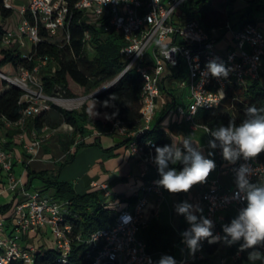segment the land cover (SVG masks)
<instances>
[{
    "label": "built area",
    "instance_id": "1",
    "mask_svg": "<svg viewBox=\"0 0 264 264\" xmlns=\"http://www.w3.org/2000/svg\"><path fill=\"white\" fill-rule=\"evenodd\" d=\"M188 1L0 0V7L9 10L8 17L14 16L16 20L14 26L3 27L1 46L15 49L22 56L31 54L30 58L34 60L33 67L22 68L14 76L0 73L8 84H14L23 90L20 103L24 104V108L20 118L11 121L2 117L5 125L24 126L29 117L49 111L51 102L68 109H78V105L73 103L74 99L66 96L61 87L52 96L45 94L43 77L50 70H56L57 60L54 56L34 55V49L43 40H49L57 46L70 43V24L75 11L81 12L87 23L103 26L106 30L120 33L124 38L120 50L123 68L104 87L114 84L130 69H135L144 81L141 93L142 126L138 130L131 129L121 120L116 121L113 126V133L125 138H139L146 130L153 128L162 103L163 87L178 89L184 93L187 103L176 105V111L185 120L193 122L199 110L220 108L227 98L228 90L247 87L261 79L264 75V29L258 23L238 27L228 21L224 27H214L208 32L197 17L183 19V9ZM225 37L229 38V42L223 52L217 43ZM84 40L90 53H94L92 35L88 30L84 32ZM213 59L223 62L228 68L227 78L217 79L210 74L207 77L201 76L207 62ZM181 60L184 62L186 75L178 78L176 74L179 73ZM43 68L48 71L43 72ZM84 101H79V104L82 105ZM70 128L73 129L72 126ZM21 137L23 139V134ZM135 138L128 144L130 151L141 155L145 165L154 166L156 175L141 187V194L137 193L136 202L117 199L112 204L116 210L112 224L93 232L87 240L89 243L101 242L98 250L90 255L91 264L153 262L146 241L140 233L149 225L147 207L150 197L157 195L160 203L164 196V188L156 183L160 176L157 165L153 162V146L161 145L152 140L138 141ZM39 143L38 139L34 145L28 144L26 147L33 152L35 144ZM215 150L221 153L219 148ZM241 164H247L253 170L250 182L264 179V162L258 156L247 161L241 157L235 164L227 162L225 167L235 175V169ZM14 166L12 152L0 144V171L6 173L9 182L5 189L16 194V202L9 216H0V264H35L36 255L48 248L59 253L60 262H67L74 238L82 240L81 234H72L70 201L39 189L26 188L23 184L20 186L21 179L16 176ZM100 186L102 189L108 188L106 184ZM236 192L237 186L223 190L216 181H212L204 191L205 217L214 223V236L223 237V225L231 222L222 215L223 211L234 209L236 217L245 206V202L234 198ZM108 195H111L110 190H107ZM189 227L186 226L183 232ZM49 232L52 234V243L48 241L38 246L28 243L25 238L37 237L40 233L47 235ZM210 244L213 243H209L207 239L202 240L199 248L191 256L184 255L178 264H192L204 259ZM240 244L235 248L234 244L229 245V249L234 248L230 255L237 261H241L246 251L239 250ZM184 246L188 249L185 243ZM258 250L264 252V247Z\"/></svg>",
    "mask_w": 264,
    "mask_h": 264
},
{
    "label": "trees",
    "instance_id": "2",
    "mask_svg": "<svg viewBox=\"0 0 264 264\" xmlns=\"http://www.w3.org/2000/svg\"><path fill=\"white\" fill-rule=\"evenodd\" d=\"M238 0H222L223 11L208 8L204 9L206 0H189L183 9V19L188 20L197 17L205 30L210 32L214 27H224L230 21L235 26L243 27L247 24H256L261 14H264V0H246L243 7L237 8ZM10 15V11L0 7V16L5 20ZM71 40L69 44L57 46L49 40H43L34 49L35 57L54 56L57 60L56 70H50L43 77L45 94L54 95L58 87L65 90L67 96H78L92 94L88 96L80 109H68L51 102V109L61 115V122L70 124L73 127V134L80 136L81 139L75 143L74 136L70 142L75 143L76 147L85 146L87 143L83 138L95 133L96 140L105 135L113 133V126L116 121L121 120L131 129L138 130L142 126L141 114V93L143 89V79L135 69H130L121 76L114 84L106 89L97 92L107 82L113 80L122 70L120 50L124 44V38L120 33L106 30L103 26L90 24L85 21L82 13L75 11L70 24ZM88 30L92 35L91 44L94 53H90L84 40V32ZM4 28L0 24V73L14 76L22 68H30L34 65L31 54L22 56L21 52L4 48L1 46V38ZM43 34H45L43 32ZM179 73L176 77L182 78L186 75L184 62L181 60ZM103 89V88H102ZM163 94L168 97L163 103L162 113L165 114L171 107L178 102L186 105L187 101L183 92L178 89L162 88ZM23 90L14 85L8 84L7 80L0 75V118L16 121L21 116L24 104L20 103ZM233 101L229 106V111L199 110L195 116V122L215 129L221 125L227 126L230 121L237 125L245 117V109L255 105L257 108L264 109V75L261 79L253 82L247 87H236L228 90L224 104ZM107 104H106V103ZM50 109V110H51ZM47 111L35 117V124L40 129L45 121ZM2 122L0 120V130ZM135 137L125 138L124 144H129ZM138 141H155L161 146L170 145V138L158 125L146 130ZM66 146L68 145L65 143ZM264 162V152L258 155ZM169 168L182 170L183 164L172 165ZM28 170V183L39 177L54 187V196L70 201L69 218L73 223V235L81 234L82 240L74 238L72 250L67 262L58 260L59 253L48 248L36 255L35 264H91V257L101 242L89 243L87 240L91 234L99 229L110 226L116 216V210L112 207L113 203L120 199L134 203L137 196H125L121 193L105 196L100 189L85 192H77L73 184L67 180H61L58 173L53 175L46 170ZM13 200L4 205H0V214L8 216L16 202L15 194ZM162 239L159 242L151 239L153 228L151 223L143 229V238L146 241L148 251L161 248L164 251L175 252L180 243L179 234L171 227H162ZM151 234V235H150ZM243 241L234 243V248ZM219 247V242L210 244L207 247L208 253H214ZM234 248L229 249V253ZM246 250L241 260L248 257ZM196 262H204L196 260Z\"/></svg>",
    "mask_w": 264,
    "mask_h": 264
},
{
    "label": "crops",
    "instance_id": "3",
    "mask_svg": "<svg viewBox=\"0 0 264 264\" xmlns=\"http://www.w3.org/2000/svg\"><path fill=\"white\" fill-rule=\"evenodd\" d=\"M257 23L264 29V14L260 15ZM228 42L229 38L225 37L218 40L217 45L219 49L224 52ZM179 91L182 92L181 90ZM164 101L165 100H163L158 108L153 125H158L164 130L166 135L170 138V143H172L173 139L179 141L182 137L191 136V138L200 145L205 157L213 159L216 164L215 169L209 174L207 181L203 184L193 186L189 192L170 193L164 189V196L160 203L157 195H152L150 197V203L147 207V215L149 216V224L151 223V227L153 228L151 239L153 240L156 238L157 240L159 239V242L161 241L162 227L173 228L181 238V243L174 253L164 251L161 248L153 249L151 251L153 259L151 264H158L159 259L164 255L172 256L175 259L176 264H178V261L184 255L191 256L193 252H191L189 248H185L181 235L184 228L190 225L184 216L177 214L175 211V205L184 201H187L192 205H198L203 209V212L194 214L198 217L200 215L205 217L203 193L210 187L211 182L216 181L218 186L223 190H228L236 186V183L235 175L228 171L225 167L227 161L223 159L222 154L215 149L209 148L208 141L211 137L204 132L205 125L196 123L195 119L193 122L185 120L177 113L175 106L171 107L165 114H163L162 109ZM177 105H181V102H178ZM0 120L2 122L0 130V144L4 148L11 151L14 156L15 174L21 179L20 186L23 184L29 189H39L45 193L54 194V187L39 177L32 179L28 183L29 178L27 167L36 172L46 170L49 173H52L46 168L49 166V164L46 163L47 159L50 158L51 155L47 143H49L53 149L58 148L59 150H67L72 147V150H75V143L78 142L81 137L79 135L75 136L72 134L71 137L67 139L64 137L60 140V136H67L65 135V131L68 130L71 125L61 122V115L52 109L46 112L45 121L40 129L35 124V117H29L24 126H7L2 118H0ZM22 134L23 139L21 137ZM54 136L58 137L57 141L53 140ZM73 136L74 139L76 137L80 139L78 141L75 140V143L72 144L70 139H72ZM95 136L96 134L92 133L83 138V140L87 143L85 146L99 143L102 148V153L108 158L105 159L104 157V162H102V165L97 168L96 173H94L93 170H90V173L92 174H90L91 176L86 175L87 177L85 178L86 180L84 183L81 179L72 183L76 191L85 192L100 189L104 192V195L107 196V190H110L111 195L121 193L127 197L135 195L138 198L137 193L141 194V187L155 177L156 170L154 166L149 164L145 165L141 159V155L132 153L128 145L124 144V136L112 133L110 135L99 137L96 142ZM38 139L40 140V143L35 144L33 152L29 151L26 145H34L35 141ZM65 143L68 145L66 146ZM209 152H212L213 155L209 156ZM34 165L38 168H33ZM8 184L9 182L6 173L0 171V205L9 203L14 198L13 195L15 193L5 189ZM101 184L108 185V188L102 189L100 186ZM156 205L157 207H155ZM1 215L2 214H0V216ZM222 215H224L227 219L232 220L235 218V211L234 209H229L227 211H223ZM140 234L143 236L144 231L142 230ZM25 238L28 243H35L38 246L48 242L46 235L43 233H40L37 237L25 236ZM220 243L221 242H219V246ZM217 250L212 254L207 253V256L202 259L204 262H196L192 264L216 263L213 257ZM222 260L224 261L222 262ZM218 261H220V264H242V260H235L230 253Z\"/></svg>",
    "mask_w": 264,
    "mask_h": 264
},
{
    "label": "clouds",
    "instance_id": "4",
    "mask_svg": "<svg viewBox=\"0 0 264 264\" xmlns=\"http://www.w3.org/2000/svg\"><path fill=\"white\" fill-rule=\"evenodd\" d=\"M209 74L217 79L227 78L229 70L223 62L213 59L207 62L201 76L207 77ZM245 117L239 125L230 121L227 126L221 125L215 129L204 127V132L211 137L209 148H219L223 159L232 164L241 157L247 161L264 152V109L255 105L248 106ZM153 147V162L160 176L156 183L170 193H187L193 186L205 183L216 167L214 160L205 157L200 145L191 136L182 137L179 141L173 139L170 145ZM208 155L213 153L209 152ZM178 163L183 164L182 170L169 168V164ZM252 174L253 170L247 164H241L235 169L237 192L234 198L245 202V206L230 224L223 225V237L213 235L214 223L211 219L194 214L203 212L198 205L187 201L175 205L177 214L184 216L190 225L181 235L191 252L194 253L205 239L209 243L223 239L228 245L243 241L239 250L251 249L247 257L249 264H264V252L258 250L264 247V181L250 182ZM158 264H176V261L172 256L164 255Z\"/></svg>",
    "mask_w": 264,
    "mask_h": 264
},
{
    "label": "rangeland",
    "instance_id": "5",
    "mask_svg": "<svg viewBox=\"0 0 264 264\" xmlns=\"http://www.w3.org/2000/svg\"><path fill=\"white\" fill-rule=\"evenodd\" d=\"M245 4H246V0H238L237 8L243 7ZM203 8L205 10L208 8L216 9L218 11L224 10L222 0H206ZM15 23L16 20L14 19V16H10L5 20H3L2 17L0 16V24L3 27H12L15 25ZM52 67L53 65H51L50 69H52ZM44 71L46 73L48 70L46 68H43V72ZM102 88H104V86L99 88L97 92L102 91ZM88 95L90 94L72 96V98L74 99L73 103L75 105H78L77 106L78 109L81 106V104H79V101L81 100L84 101L88 97ZM167 99L168 97L166 96V94H163L161 101L163 102V100H167ZM232 103L233 101H231L230 103H226L222 105L220 108H218V110L224 111L225 109H227L226 111H229L230 110L229 106H231ZM57 105L61 107H65L64 105L61 104H57ZM65 133H66L65 135L67 136H60V140H62L64 137L66 139L71 137L73 134V129L69 128L68 130L65 131ZM79 139L80 138L78 137L75 138L76 141H78ZM53 140L57 141L58 137L54 136ZM47 145L49 147V152L51 153V155L50 158L47 159L46 163H48L49 166H47L46 168L50 172H52L53 175L59 172L58 175L59 179L67 180L70 181L71 183H74L75 181L80 179L83 180L84 183L86 180L85 178L87 177L86 175L92 174L90 173V170H93L94 173H96L97 168L102 165V162H104V157L105 159L108 158L102 153V148L99 143L89 146L76 147L75 150H72V147L67 150H62V149L59 150L58 148L53 149L51 148V145L49 143H47ZM33 168H38V167L34 165ZM258 182H260V180L256 179L252 183H258ZM46 239L52 243L51 241L52 234L50 232L46 235ZM228 249H229V245L226 244L224 241H221L220 246L213 257L216 263H211V264H220V261L218 260L228 255L229 253ZM242 264H249L248 259L244 258L242 260ZM256 264H259V262H256Z\"/></svg>",
    "mask_w": 264,
    "mask_h": 264
},
{
    "label": "water",
    "instance_id": "6",
    "mask_svg": "<svg viewBox=\"0 0 264 264\" xmlns=\"http://www.w3.org/2000/svg\"><path fill=\"white\" fill-rule=\"evenodd\" d=\"M107 87H104L102 90H104V89H106ZM90 95H92V94H90Z\"/></svg>",
    "mask_w": 264,
    "mask_h": 264
}]
</instances>
